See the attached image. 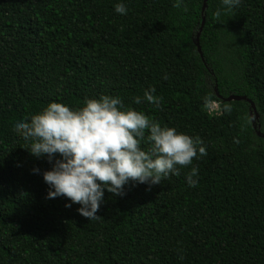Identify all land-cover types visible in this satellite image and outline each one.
Wrapping results in <instances>:
<instances>
[{
    "label": "trees",
    "instance_id": "obj_1",
    "mask_svg": "<svg viewBox=\"0 0 264 264\" xmlns=\"http://www.w3.org/2000/svg\"><path fill=\"white\" fill-rule=\"evenodd\" d=\"M116 2L0 0V264H264V0L219 18L221 0L203 11V0H125V15ZM149 86L160 107L133 103ZM101 94L202 138L197 185L185 180L192 165H178L158 184L105 190L94 220L47 198L51 162L14 121Z\"/></svg>",
    "mask_w": 264,
    "mask_h": 264
},
{
    "label": "clouds",
    "instance_id": "obj_2",
    "mask_svg": "<svg viewBox=\"0 0 264 264\" xmlns=\"http://www.w3.org/2000/svg\"><path fill=\"white\" fill-rule=\"evenodd\" d=\"M240 2L221 0L224 9H216L213 15L219 18L222 11ZM184 3L185 0H173V7L181 8ZM114 11L127 14L125 0H117ZM162 78L166 80L168 75ZM155 92L149 86L143 97L132 98L133 103L140 104L143 98L160 107L163 97ZM203 102L217 108L210 96L203 97ZM221 110L231 112L232 105L224 104ZM13 127L29 143L26 149L32 155L45 156L51 162V167L41 173L48 185L47 198H68L65 207L79 204L77 211L88 220L100 218L97 212L104 202L105 190L122 196L129 182L158 184L170 175H179L178 165H192L185 180L188 186H196L199 169L193 158L207 154L202 138L126 106L119 95L86 97L82 106L71 108L52 101L30 118L16 119ZM143 140L148 142L146 150L141 147ZM32 171L40 172L38 168Z\"/></svg>",
    "mask_w": 264,
    "mask_h": 264
},
{
    "label": "water",
    "instance_id": "obj_3",
    "mask_svg": "<svg viewBox=\"0 0 264 264\" xmlns=\"http://www.w3.org/2000/svg\"><path fill=\"white\" fill-rule=\"evenodd\" d=\"M206 3H207V0H203L202 11L205 9ZM202 22H203V20H202ZM198 36H199V33L196 34L195 41H196V45H197V50H198L200 56L202 57L201 48H200V45L198 43ZM202 59H203V57H202ZM227 99L228 100H232V99H235V100H238V99L248 100L250 102L251 106L253 107L252 101L250 99H247L246 96H244V95L243 96L230 95ZM258 135L262 136L264 138V134H262L260 131H258Z\"/></svg>",
    "mask_w": 264,
    "mask_h": 264
},
{
    "label": "rangeland",
    "instance_id": "obj_4",
    "mask_svg": "<svg viewBox=\"0 0 264 264\" xmlns=\"http://www.w3.org/2000/svg\"><path fill=\"white\" fill-rule=\"evenodd\" d=\"M215 108H216V107H215V104H213V103L209 106V109H210V110H213V109L215 110Z\"/></svg>",
    "mask_w": 264,
    "mask_h": 264
}]
</instances>
